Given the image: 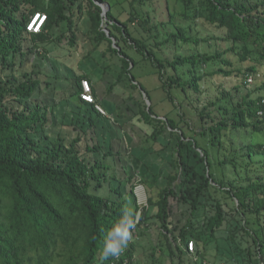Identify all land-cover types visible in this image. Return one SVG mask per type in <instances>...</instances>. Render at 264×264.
<instances>
[{
  "label": "trees",
  "instance_id": "obj_1",
  "mask_svg": "<svg viewBox=\"0 0 264 264\" xmlns=\"http://www.w3.org/2000/svg\"><path fill=\"white\" fill-rule=\"evenodd\" d=\"M96 1L109 3L108 35ZM156 1L0 0V264H101L106 233L125 207L136 221L132 239L118 259L102 264H141L135 237L154 225L150 264H206L208 254L217 264H264V0H161L166 18ZM36 13L45 20L29 30ZM198 22L221 34L197 37ZM79 35L94 50L106 43L102 55H118V81L135 82L133 67L147 61L167 97L186 87L190 105L201 102L196 127L184 113L178 120L139 114L153 124L147 138L166 151L157 152L165 165L153 164L156 153H132L127 169L121 152L102 151L95 117L67 112L88 74L63 79L36 68L34 56L50 53L53 62L58 45L59 53L84 47ZM212 39L224 49L194 47ZM183 44L195 51L181 52ZM231 75L240 83L211 80ZM206 81L214 93L202 89ZM147 110L153 115L151 105ZM137 184L147 189L142 207Z\"/></svg>",
  "mask_w": 264,
  "mask_h": 264
},
{
  "label": "rangeland",
  "instance_id": "obj_2",
  "mask_svg": "<svg viewBox=\"0 0 264 264\" xmlns=\"http://www.w3.org/2000/svg\"><path fill=\"white\" fill-rule=\"evenodd\" d=\"M155 6L157 9V13L163 14V17L166 18L167 8L164 5V3L161 0H157ZM82 25L84 26V24ZM193 27L195 28L193 33L196 32L197 37L199 36L207 37V36H214V35L219 36V34H221V31L216 30L214 27H211L204 22H198V24ZM77 33L80 34V31H78ZM78 39L84 43V47L81 45L79 50H77L75 47L70 48V50L63 49V51L59 53L60 51L58 52V47H59L58 45L56 48L53 49V50H56L55 51L56 57L52 59L53 61L55 59V61L57 62H54L52 65V62L50 61V57H48L49 56L48 54L50 53L45 54L46 56L44 55L45 57H47L45 59H42L41 57L37 58L38 56L37 55L36 57L34 56V60L37 62L38 67L36 66L35 67L41 70L42 72H46L48 74L50 73L52 74L53 72L56 73L59 71L63 79H66L68 75H71L69 68L73 67L75 69V72L86 73L88 74L91 80H96V83L99 85L100 88L102 87L101 85L102 83H105V85H108L107 83L109 81V75L113 74L114 72H117L116 66L119 65L118 55H115V54L102 55L101 46L106 47V43H101L100 46L96 50H94L92 49L93 48L92 44L89 41H87L85 38H83L82 35L78 37ZM62 44L65 46L68 45L67 43H62ZM194 47L199 51H208V52H212L216 49V47H219V51H222L225 47V42L220 39L217 41L212 39L210 40V42H201L199 43V45L194 46ZM195 48L192 49L191 47H188L187 45L183 44V46L180 47V51L187 54V53L193 52ZM166 53L168 54L167 57L172 56V52H166ZM51 54H54V52H51ZM227 56L230 59H234L231 53H227ZM60 57L62 58L60 59ZM135 57L136 59L140 60L138 55H135ZM31 59L33 60V57ZM132 73L135 76V82L133 81L125 82L124 81L123 83L122 81V83H120L121 86L119 90L116 91V94H118L117 92H119V95L123 97L124 100L127 98L126 100V105H127L129 104L128 102L130 101V99H128V97L130 96L128 91L131 88L130 86L133 87L131 90L132 96L135 97L137 94L140 100V101L138 100L139 105L135 107L136 112L139 109L138 110L139 113L135 112V115L133 116V119H134L133 124L135 126H140L141 129H146L148 131V134H150L153 124H151L150 122H146L144 119L140 118L139 114H142V116L149 115L150 117L162 118V120H165L166 117L167 118L171 117V118L178 120L179 117H181V114L184 113V114H188L186 115V120L188 119L191 122L192 127H196L195 120L197 118V115L196 113L193 112V110H196V107L200 108L201 102H199L198 104V102L195 101L193 104L190 105L191 101L186 99L183 96L184 92L187 91L186 87H185L184 92H182L181 89L175 90L176 88H172L170 93L173 96V99H170L169 97H167V89L165 90L163 88L161 80H159V77L157 73L155 72L154 67L149 62L140 61L136 66L133 67ZM211 80L215 81L216 83L220 81L224 82L227 87H231L232 85L236 83H240V78H238L235 75H231L229 78H222V77L218 78V76H214L213 78H211ZM122 84H127L125 88L127 91H125L124 93H122L124 89L122 87ZM141 85L143 86V90L140 88ZM202 89L206 91H210V94L214 93V89H215L214 82L212 81L203 82ZM143 91L148 93L149 100L147 99ZM149 105H151V109H152L151 112H153V115L149 114L147 110V107ZM114 107L116 108V105H114ZM150 121L154 122L155 119L150 120ZM182 125H183L182 129L185 131L187 135L194 134V132L192 133V130L188 129L187 131L186 128L184 127V124ZM130 127L132 128L133 132L136 131L135 129L136 127L130 126V125H127L126 127L127 130L125 131H127L128 137L132 138L131 133H130L131 132ZM164 127L166 129H170L169 127L167 128L165 124H164ZM118 132L120 133L121 130L119 129ZM121 133L124 134V131H122ZM123 134H121L122 137H123ZM142 135L144 134L142 133ZM121 136H120V140H121ZM140 143H141V146H145V147L150 146V145L154 146L156 144H159L157 142L155 144V142H152L151 140L147 142L144 140H140ZM118 151L119 153L121 152L120 157L122 158L123 151L120 148ZM138 152L139 151L134 150L135 154H139ZM109 159H112V158L110 157ZM144 189H145V193L147 197V189L146 188ZM137 195L140 198L142 197L140 188L137 189ZM129 199L130 197L127 195V200ZM149 210L153 212L155 208L150 206ZM149 235L150 236L144 235L145 238H143V235L140 236L139 234H137L136 236L137 238L135 239L136 240L141 239L142 243L147 244V245L142 244L143 246H149L150 243H156V240L158 238L157 235L155 234H149ZM134 253H135L134 259H137V261L140 262L141 264L151 263V257H150L151 250L149 248L143 249L142 247L140 248V247L135 246ZM208 262H211V263L213 262L217 264L220 261L213 254H208L206 257V264H208ZM156 264H159V263L156 262Z\"/></svg>",
  "mask_w": 264,
  "mask_h": 264
},
{
  "label": "crops",
  "instance_id": "obj_3",
  "mask_svg": "<svg viewBox=\"0 0 264 264\" xmlns=\"http://www.w3.org/2000/svg\"><path fill=\"white\" fill-rule=\"evenodd\" d=\"M54 52V51H53ZM53 56H56V54H52ZM54 58V57H53ZM62 57H60L61 59ZM51 61V60H50ZM54 62L57 61H53L52 65ZM60 62V61H59ZM61 63V62H60ZM70 72L75 71V69L73 67L70 68ZM118 65L116 66V70L117 72H114L113 74L109 75V81H108V85H105V83H102V87L100 88L99 85L96 83V80H89L90 81V85H91V90H92V95L95 98L96 103H98L100 106H102V108L105 110L106 114H102V113H96L95 111L90 110L89 106H87L88 104L83 103V101H81L79 96H74V97H70L67 99V106L69 109V112L71 115L75 114L76 116H81L83 115V111L84 113L86 112L87 115H91L95 117V121H96V125L99 128V132L101 134H99L98 136V140H99V145L102 146V151L106 150L107 148H112L114 151H118L119 148L123 151L122 152V157H124V166L129 169H133V164H132V160L130 158V154L132 155L135 154L134 150L139 151V154H146L147 157H149V154H153L159 152L161 149L160 147H157L156 145H150V146H141L140 140H144V141H149L148 138H146L148 131L146 129H141L140 126H135L133 124L134 119L133 116L135 115L134 113L136 112L135 107L137 105H139V98L136 94V98L132 96L131 94V90H132V86H130V90L128 91L130 96L128 97V99H130V101L128 102L129 104L126 105V100L127 98L124 100L123 97H121L119 95V92H117L118 94H116V91L119 90L120 88V83H124V81L128 82L129 80H127L126 77H122V79L120 81H118L117 77H118ZM59 72V71H58ZM57 72V73H58ZM71 83L69 82L68 84V88L71 87ZM131 84V82H130ZM127 84H122L123 92L127 91L126 88ZM80 93L82 92V88H80ZM104 89V90H102ZM106 89V90H105ZM118 100V101H117ZM121 100V101H120ZM139 100V101H138ZM108 102V103H106ZM112 102V103H111ZM114 105H116V108L114 107ZM123 107H122V106ZM139 110V109H138ZM137 110V112H138ZM128 117V118H127ZM127 125L130 126H134L136 127V131L133 132L132 128L130 127V133L132 138H129L127 135V130L126 127ZM124 131L123 133H119L118 130ZM142 133L144 135H142ZM121 134H123V137L121 136ZM120 136H121V140H120ZM146 139H144V138ZM97 138V136H96ZM163 140V139H162ZM164 141V140H163ZM154 142V141H152ZM159 145V144H158ZM119 152V151H118ZM166 151H160L161 155L165 157L167 153H164ZM138 155V154H135ZM158 155V154H157ZM158 155V159L157 161H155L153 164L156 165H163L164 164V159H161ZM149 158H147L148 160ZM114 162V160H113ZM117 163L120 164L119 159H117ZM165 165V164H164ZM165 167V166H164ZM144 194L146 196V193L144 191ZM147 232L146 233H140L139 235H149V234H155L157 235L156 232V227L154 226H149V228H147ZM150 236V235H149ZM137 238V237H135ZM147 245L146 243H142L141 239L137 240V244L135 245L136 247H142L143 249H147V248H151V246L153 247L156 243H150L149 246H143Z\"/></svg>",
  "mask_w": 264,
  "mask_h": 264
},
{
  "label": "clouds",
  "instance_id": "obj_4",
  "mask_svg": "<svg viewBox=\"0 0 264 264\" xmlns=\"http://www.w3.org/2000/svg\"><path fill=\"white\" fill-rule=\"evenodd\" d=\"M135 227L134 213L130 208L125 207L121 218L106 233V238L103 241V247L99 254L101 264L110 258L118 259L123 254L132 239Z\"/></svg>",
  "mask_w": 264,
  "mask_h": 264
},
{
  "label": "built area",
  "instance_id": "obj_5",
  "mask_svg": "<svg viewBox=\"0 0 264 264\" xmlns=\"http://www.w3.org/2000/svg\"><path fill=\"white\" fill-rule=\"evenodd\" d=\"M41 27V26H40ZM40 29V28H39ZM38 29V31H39ZM248 81L250 82L251 79H248ZM81 88H82V92L80 93V96L83 100L87 101V102H91L95 104V108L102 114H106L105 110L102 108V106H100L98 103H96L95 98L92 95V90H91V85L90 82L86 79L81 80ZM260 113V111H259ZM141 189V193L143 194V200L137 195V189ZM144 186L142 184H137L135 187V193L137 196V201L138 204L142 207L145 206L147 204V197L144 194ZM194 247L193 243L190 242L189 243V250H192ZM224 264V263H221Z\"/></svg>",
  "mask_w": 264,
  "mask_h": 264
},
{
  "label": "water",
  "instance_id": "obj_6",
  "mask_svg": "<svg viewBox=\"0 0 264 264\" xmlns=\"http://www.w3.org/2000/svg\"><path fill=\"white\" fill-rule=\"evenodd\" d=\"M96 3L101 7V14L103 16V19H102V23H101V26H102V29L106 32V34L108 35L109 34V30L107 28V25H106V13H107V10L110 8L109 6V3L108 2H99V1H96ZM112 44L113 46H115V41L114 39L112 38Z\"/></svg>",
  "mask_w": 264,
  "mask_h": 264
},
{
  "label": "bare ground",
  "instance_id": "obj_7",
  "mask_svg": "<svg viewBox=\"0 0 264 264\" xmlns=\"http://www.w3.org/2000/svg\"><path fill=\"white\" fill-rule=\"evenodd\" d=\"M38 21V20H37ZM141 198H143V194H142V197Z\"/></svg>",
  "mask_w": 264,
  "mask_h": 264
}]
</instances>
